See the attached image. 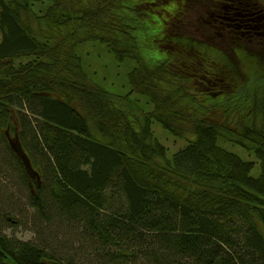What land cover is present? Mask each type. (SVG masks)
Listing matches in <instances>:
<instances>
[{
    "label": "trees",
    "instance_id": "trees-1",
    "mask_svg": "<svg viewBox=\"0 0 264 264\" xmlns=\"http://www.w3.org/2000/svg\"><path fill=\"white\" fill-rule=\"evenodd\" d=\"M170 2L0 0V121L14 129L18 101L38 115L17 113L16 140L54 175L46 193L17 156L36 180L28 202L58 209L62 225L47 223L67 227L73 254L92 264H264V53L248 51L257 60L241 71L190 50L185 26L198 24ZM88 42L135 61L128 94L88 76L76 51ZM216 46L222 56L230 44ZM155 121L186 145L169 156ZM49 240L0 233V264H89L65 261L66 241Z\"/></svg>",
    "mask_w": 264,
    "mask_h": 264
},
{
    "label": "rangeland",
    "instance_id": "rangeland-1",
    "mask_svg": "<svg viewBox=\"0 0 264 264\" xmlns=\"http://www.w3.org/2000/svg\"><path fill=\"white\" fill-rule=\"evenodd\" d=\"M47 1L48 0H45V3L41 4L45 5L47 4ZM129 2L133 4L147 2V0H129ZM42 5H38V8ZM158 5L163 7L162 4ZM164 5H169L170 9L168 7L167 8L171 10L173 2L171 1L170 3H164ZM174 8L175 10L173 11L172 15L176 16L177 7ZM160 10L151 7L149 13L146 14L155 17L156 21L158 20L159 22L164 19L161 16L162 13H160ZM166 15L170 16L167 13ZM194 17H196V14L189 15V19H192ZM171 20L175 25L181 23V21H176L175 18L172 17ZM194 28L195 26L188 23L187 27L185 26L186 33L189 34V37H192L194 39L197 38V41H195L194 43L195 47L190 46V50H194L195 48V50L197 51H202L204 55L207 54L209 55V57H216V59L219 60L221 59V57H224L225 59L229 57L230 60H232L233 63H235L241 71L244 69L248 71L253 69L255 61L257 60V56H251L254 59L249 60L250 55L247 54V52L238 50L237 53H234L231 51L230 47L228 48V46L225 48V52L221 56L220 52L217 51L221 48H217L216 44L212 41V39H201L200 37H197L199 32L194 30ZM156 29L160 30L159 23L158 26H156ZM217 41L220 40L218 39ZM189 43L190 41H188V43L186 42V44ZM76 51L81 56L83 65L88 76L92 78L96 83L100 84L110 92L115 93L117 95H126L130 92L131 88L128 80V74L130 70L135 66L134 60L129 59L123 63L117 62L113 53L107 49L106 45L99 42H88L79 44L77 46ZM26 59L30 60L31 58ZM26 59L22 58L18 60L17 62H15V65L20 62L27 63ZM131 98L135 99L144 111L152 110L153 105L147 97L143 95L132 94ZM11 106L12 108L10 111L12 112V123H14V129H12L11 127H7V125L3 124L0 121V233H3L6 236L19 241L36 240L45 242V239H47V237H50L49 241H51V239L54 240V238L55 240L57 239V241L60 242L66 241L67 246H69L70 248H67L65 246L64 254L62 252V257L65 258V261L71 259L74 261V259L78 260L85 257V260L82 263L88 262L89 264H92L93 262H95V260L90 252L88 253L85 250L78 251L76 247L73 254L72 244L77 239L72 238L67 234L70 232L67 227L55 226V228H52V226L47 223L46 219L47 217H49L51 224H61V219H58V209L55 211L54 207H52L51 209L45 211V214H42L41 212H38V210L32 208L30 203L28 202V199L30 197V188H28L26 185L28 182H32V185H34L36 184V180L32 179V181L31 179H26L27 177L24 172V169L18 167L17 156L19 155H17L15 151V146H18L16 140V133L19 132L20 129H22L23 127L21 125L20 120L17 118V113L21 112L32 119H42L38 115L30 112L27 108V105L25 103L22 104L21 101H18L12 104ZM152 129L154 135L167 148V154L169 156H171L173 153L177 152L179 149L183 148L186 145V141L183 138L176 137L173 134L169 133L158 122L153 123ZM38 136L41 139L39 134ZM228 148L230 150L237 151V148H231V146H228ZM23 151H25L24 148ZM242 156L246 157L245 155ZM31 158L29 157V160L33 167V170L36 173L35 178L40 181V186L43 187V191L47 190L46 193H49L50 191L48 190H51L52 188L51 186L49 188L48 184L53 185V173L51 171L47 172L41 164L36 163L35 157L33 158L32 156ZM32 163L34 164V166ZM26 172L28 175H30L27 169ZM30 177L33 176L30 175ZM87 244L88 247L91 246L90 241ZM83 248L85 247L83 246ZM78 252H80V254Z\"/></svg>",
    "mask_w": 264,
    "mask_h": 264
},
{
    "label": "flooded vegetation",
    "instance_id": "flooded-vegetation-1",
    "mask_svg": "<svg viewBox=\"0 0 264 264\" xmlns=\"http://www.w3.org/2000/svg\"><path fill=\"white\" fill-rule=\"evenodd\" d=\"M170 1L177 7L178 16L196 14L190 20L198 24L194 25L199 32L197 37L212 39L215 44H230L233 52L264 53V0Z\"/></svg>",
    "mask_w": 264,
    "mask_h": 264
},
{
    "label": "water",
    "instance_id": "water-1",
    "mask_svg": "<svg viewBox=\"0 0 264 264\" xmlns=\"http://www.w3.org/2000/svg\"><path fill=\"white\" fill-rule=\"evenodd\" d=\"M17 145L18 146H15L16 154L19 155L20 158L23 160L24 165H25L26 169L28 170V172L30 173V175L35 177L36 173L33 170V167H32V165L30 163L28 155L25 153V151H23V148H22L21 144L17 143Z\"/></svg>",
    "mask_w": 264,
    "mask_h": 264
},
{
    "label": "bare ground",
    "instance_id": "bare-ground-1",
    "mask_svg": "<svg viewBox=\"0 0 264 264\" xmlns=\"http://www.w3.org/2000/svg\"><path fill=\"white\" fill-rule=\"evenodd\" d=\"M153 109V108H152ZM151 111V110H150ZM156 122V121H155ZM155 122H153V123H155ZM153 123L151 124V125H153Z\"/></svg>",
    "mask_w": 264,
    "mask_h": 264
}]
</instances>
